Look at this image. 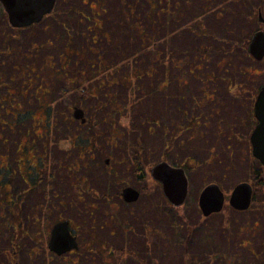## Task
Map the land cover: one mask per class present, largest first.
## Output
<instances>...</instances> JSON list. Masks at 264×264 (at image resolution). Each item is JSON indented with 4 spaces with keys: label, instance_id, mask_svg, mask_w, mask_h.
Returning <instances> with one entry per match:
<instances>
[{
    "label": "rangeland",
    "instance_id": "374dc122",
    "mask_svg": "<svg viewBox=\"0 0 264 264\" xmlns=\"http://www.w3.org/2000/svg\"><path fill=\"white\" fill-rule=\"evenodd\" d=\"M248 3L253 0H227L223 7L218 3L204 11L200 0H189L162 11L145 0H57L55 17L18 31L9 25L0 4V51L10 50L0 53V111L12 109V101L1 97L8 95L3 83L17 88L12 98L35 116L24 119L19 140L34 139L36 155L45 153L52 170L50 179L38 181L37 188L23 197V231H15L11 213L0 208V264H13L3 251L14 246L18 264H113L106 257L109 249L122 248L129 253L114 264H190L186 257L195 245L186 240L191 238L201 251L209 247L202 238L214 235L213 249L222 247V215L203 219L199 196L211 181L229 194L240 176L238 149L233 145L227 150L230 141L217 135L223 127L216 125L221 114H214V104L225 113L233 110L242 116L253 103L245 96L231 101L222 79H247L254 86L264 83V60L253 58L246 49L258 27L257 18H250ZM129 8L144 29L137 28L140 38L149 34L152 25L159 38L148 37L142 43L132 27L125 30L126 22L133 20ZM62 25L66 26L63 35ZM67 41L65 60L60 55ZM33 46L38 47L35 54ZM193 50L205 54L194 56ZM172 53L181 66L171 63ZM62 60L68 62L66 70ZM29 64L35 67L36 82L23 91ZM133 72L137 76L127 80ZM206 78L213 80L204 83ZM215 85L217 103L205 96ZM38 86L49 91L44 93ZM130 103L132 111L127 107ZM79 104L87 124L73 116V106ZM226 114L229 121L231 115ZM192 115L206 119L208 125L190 129ZM47 124L46 133L42 132ZM31 125L33 135L25 130ZM15 142L16 147V134ZM138 153L146 172L140 180L132 162ZM29 158L26 155L27 162ZM161 159L189 168V197L182 208H174L150 175L149 167ZM127 184L146 187L148 192L128 204L120 196ZM62 218L71 220L83 246L55 256L47 243L51 226ZM89 234L103 246L88 240ZM220 255L221 250L209 263L222 264ZM202 258L200 252L197 259Z\"/></svg>",
    "mask_w": 264,
    "mask_h": 264
},
{
    "label": "flooded vegetation",
    "instance_id": "af4514ba",
    "mask_svg": "<svg viewBox=\"0 0 264 264\" xmlns=\"http://www.w3.org/2000/svg\"><path fill=\"white\" fill-rule=\"evenodd\" d=\"M145 1L149 3L152 8L160 6L162 11H165L166 7H168L169 5L177 6V5H180V3L183 1L185 3L189 2V0H145ZM200 1H201V4L203 5L204 11H210L212 9L211 7L212 5H217L219 3L220 6L223 7V5L227 3V0H200ZM245 1H248V0H245ZM248 5L250 6L249 11H251V14L253 13L252 15L253 18H257L258 27L253 32V34L258 30L264 31V20L260 19V16L264 18V0H257V1L253 0V3L252 4L248 3ZM221 7H220V10L222 11ZM49 16L55 17L54 14L50 13V14L45 15V17L40 22L33 23L25 27H13L9 22L8 15L6 14L9 25L16 31L34 27L37 24L41 23L46 17H49ZM126 24L128 27L129 22H126ZM152 29H154L153 25H152ZM65 33H66V26L62 25L61 34L63 35ZM54 34L55 36L57 35V30L54 31ZM252 36H251V39H252ZM251 39L249 40L247 44V48H248V45ZM33 47L35 48V51H33V53L35 54L38 51L37 50L38 47L37 46H33ZM63 48L64 49L60 57L62 56V58L66 60V56L68 54V41L63 44ZM9 51L10 50L0 51V53L5 54V53H8ZM31 55H32V51L28 53L27 56L30 57ZM250 55L254 58L252 54ZM65 60H62L63 62L62 68L64 70H66L68 66V62ZM263 60L264 58L259 61H263ZM46 63L51 64L49 61H46ZM164 63L165 62L163 61V64ZM172 64H174L176 67L181 66L179 61H176V60H174ZM27 66L29 69V73L27 75L26 80H24L23 84L24 85L26 84L25 85L26 87L24 86L23 91L27 90L29 86H33L34 83L36 82V80L34 79L35 75L33 74L35 67L32 64H29ZM152 67L153 66L150 65L149 68H152ZM197 68L199 69L198 65H197ZM194 69H196V66L194 67ZM225 69L228 70L227 64L225 66ZM66 73L67 72L65 71L62 76V77H65V79H66ZM196 76L197 74L195 73V77ZM129 79H131V76L128 75L127 80ZM202 80L205 83L206 80H213V79L206 78ZM222 82H223L222 86L225 87V91L227 92L226 97H229L231 101H236V100L239 101L241 96L242 97L245 96V98L248 97V99H250L253 103L251 109H248L246 111V115L241 116L240 114H235L233 110L231 111L226 110V113L231 115L229 121L225 119V115H227L224 112L225 109L219 108L218 106L214 104V107H217L214 114L215 115L221 114L220 116H217L215 118L216 125H219L221 128L223 127L222 129H219L217 135H224L225 138L228 141H230L227 143V150H230L229 149L231 148L230 146L233 147V145H235L234 148L238 149L237 169L239 171L240 176H239L237 184L241 182H248L252 185L253 190H252L251 204L247 208H236L235 206L231 204L230 196L232 194L233 188L237 185L236 184L232 188L229 194H227L222 189L225 194V200H224L223 208L220 211L213 212L210 215H204L199 206L200 211H201V217L203 219H208L218 214L222 215V226H220V228L222 229V232H223L222 239L224 241V244H222V247L220 248L217 247L214 250L213 248H215L216 244L214 243V240L212 239L214 235H212V236H209L211 238H208V237L202 238L206 241V243L204 244L209 247H205L201 251H198L196 248V244L192 243L193 240L190 238L186 240V242L188 241V245L190 242V245H195V246H194V249L191 250L192 255L188 254L186 259L189 258V260H191L190 264H206L209 262L211 263V261H213V257H215V255L217 254V251L221 250V255L218 256V258H221L222 264H264V164L262 163L260 158L255 155L254 145H253L252 138H251L254 129L260 122L256 114L255 106H256V100H257L258 94L260 90L262 89V87L264 86V83L258 84V86H254L252 83H249L247 79L244 81H239V80L230 78L228 76L223 78ZM3 85L5 86L6 93L8 95L7 96L1 95V97L4 100L12 101V109L11 110L6 109V112L0 111V121H1V129H2V131L0 132V143L3 146V150L1 151L2 153H0V208H4L8 211V213L14 214V212L20 209V198L25 197L27 194H30V192L33 189H36L38 181L41 182L42 180H44V178L50 179L52 177V170L49 167V162L51 161L47 158L45 153L40 156L36 155V152L33 149V145L35 141L34 139H28V141L27 139H25L23 141L24 143H22V141L19 140V133H20V130L22 129L21 125L25 124L24 119L28 115L32 116L33 119L35 116L31 114L30 110L22 109L18 104H16L15 98H12V95H15V93H17V90H15L17 88L14 89L12 87H9V85L5 83H3ZM39 88L40 86H38V89ZM237 88L239 89V91L236 93H232V91H236L234 89H237ZM38 89L35 88L36 91ZM40 90L42 89L40 88ZM216 90H217V85H215L212 90L205 92L206 98L211 99V101L214 103H217V100H218L216 99V95L214 94ZM48 91L49 89L47 87H44V89L42 90V92L44 93H47ZM6 93H3V94H6ZM75 106H80V105H74L73 108ZM7 114H10L11 117L6 116ZM85 116H86V112H85ZM87 123H89L88 118H87V121L82 124H87ZM188 124H189L188 127L190 129L192 128L195 129L197 125H202V124L208 125V122L206 119L201 121V119H199L196 115H192V117H190L189 119ZM47 129L48 128H46V131ZM25 130L28 131L29 133L31 132V135H33L35 132L34 131L35 127L31 125V126L25 127ZM14 133L18 137V144L16 147L14 146L16 145ZM10 135H13V136H10ZM26 146L28 148L27 154L25 152ZM22 147L24 149L23 150L24 153L21 152ZM26 155H29V157L31 158V159L29 158L28 162L26 160ZM231 155L232 153L230 154V157ZM211 156L212 155H210L209 158ZM161 160H165V159H161ZM105 163L106 164L110 163L109 157L106 158ZM156 163H154L152 166L149 167L150 175H151V168ZM144 169H145V163H144L143 169H138L134 171V167H133V171L136 174L137 179L140 180L146 176V172ZM140 172H143V176H140ZM151 177L154 179L152 175ZM20 179L24 183L23 186L20 184L21 182ZM154 180L159 182L156 179ZM211 182H214V181H211ZM159 183L161 184V182ZM128 186L135 187L136 189L139 190L140 196L136 201L128 202L124 199L123 189ZM146 192H148V190H146V187H138L133 184H127L122 188L120 192L121 194L120 196L123 198V200L126 203L133 204L140 199L143 193H146ZM186 202L182 206H174L171 202L170 203L174 206V208L179 209V208H182L186 204ZM65 219L67 218H62L59 220H65ZM55 223H53V225ZM53 225L51 226L50 237L47 243L48 249L51 251L52 255L62 256L68 253L77 252L82 248L83 244L80 242L79 234L73 231L72 223L70 220L71 230L73 234L76 235L77 237L79 248L72 249L71 251L64 253L62 255H59L53 250H51L49 247V241L51 238V230H52ZM13 226L15 225L13 224ZM193 227L194 226H192V229ZM93 239L99 241V246L102 244V241H100L98 238H96L92 234H89L88 240H93ZM186 242L184 243L185 246H187ZM85 246H88V244L85 243ZM200 252H201V256L203 257L202 258L203 260L197 259V256L200 254ZM127 253L129 252L124 248L120 249L119 251H114L113 249H109V253L106 255V257L110 259V262L114 264V263H119L120 261H122L126 257Z\"/></svg>",
    "mask_w": 264,
    "mask_h": 264
},
{
    "label": "water",
    "instance_id": "95a60500",
    "mask_svg": "<svg viewBox=\"0 0 264 264\" xmlns=\"http://www.w3.org/2000/svg\"><path fill=\"white\" fill-rule=\"evenodd\" d=\"M56 2L57 0H0L13 27H25L40 22L45 15L54 10ZM260 19L264 20L262 16ZM247 50L258 60L264 58L263 30H258L253 34ZM255 107L260 122L251 138L254 153L264 164V86L258 94ZM73 115L82 123L87 121L85 111L80 106L74 107ZM151 175L161 182L165 196L174 206H182L186 202L190 191V179L185 167L161 160L151 168ZM140 176H143V172H140ZM252 190L250 183H238L230 196L231 204L236 208H247L251 204ZM139 196L140 192L135 187L128 186L123 189V197L128 202L136 201ZM224 200L225 194L221 186L217 182H210L200 192L199 206L204 215H210L223 208ZM49 247L59 255L79 248L69 219L59 220L53 225Z\"/></svg>",
    "mask_w": 264,
    "mask_h": 264
},
{
    "label": "trees",
    "instance_id": "16d2710c",
    "mask_svg": "<svg viewBox=\"0 0 264 264\" xmlns=\"http://www.w3.org/2000/svg\"><path fill=\"white\" fill-rule=\"evenodd\" d=\"M57 4V3H56ZM130 9V8H129ZM128 9V10H129ZM55 10H56V7H55V9H54V11H53V13L52 14H55L54 12H55ZM131 10V13H130V15L132 16V21L130 22V24H129V26L127 27V24H126V27H125V30H129L131 27V30L132 31H134V33L140 38V36H139V33H138V31H137V28H138V26L139 27H141V29L144 31V29H143V27L141 26V25H139L138 24V19H137V17H136V15H134V13H133V9L131 8L130 9ZM129 10V11H130ZM253 12V11H252ZM253 13L251 14V16H250V18H253ZM254 15H255V13H254ZM157 31V27H155L154 26V29H150V32H149V34H147V33H145L146 34V36H145V38L143 37L142 39H144V40H142L141 38H140V40H142V43L149 37V38H159V36H158V34L156 35V34H153L154 32H156ZM168 36V32H166L165 33V35H164V37H167ZM163 37V38H164ZM248 42H249V40H248ZM248 42H247V44H248ZM147 48V46L145 47V49ZM173 54V59H172V61H171V63L175 60V57H174V53H172ZM193 54H194V56H197L198 54H205V52L204 51H199V50H193ZM206 58V57H205ZM201 63H198L197 65H198V67H199V65H200ZM132 75L133 76H137V74H134V72L133 73H130V75L129 76H131V78H132ZM166 78H168L166 75H165V79H164V81H163V84L164 85H167V82H168V80L166 79ZM80 105V104H79ZM127 107H128V109L130 110V111H132V107H133V103H130L129 105H127ZM132 108V109H131ZM47 119V118H46ZM32 124H36V123H32ZM189 125V124H188ZM49 126H48V124H47V126L45 125V127H44V130L42 131V132H44V131H46V128H48ZM41 132V133H42ZM43 134V133H42ZM25 149H27V146L25 147ZM144 160H143V156H142V154L141 153H138V155L137 156H135V157H133L132 158V162H133V167H134V171H136V170H138V169H143L144 168V162H143ZM175 164H177V163H175ZM178 165H183L184 167H186V169H187V172H188V174H189V168L186 166V165H184V164H178ZM22 200H23V197H21L20 198V209L18 210V211H16V212H14V214H11V219H9V221H10V225H12V227L15 229V231H23L24 229H25V227H24V223L22 222V218H21V212H22V207H21V204H22ZM13 224L15 225V226H13ZM15 238H14V240L17 238V236H18V234H16L15 233ZM16 244V243H15ZM100 246H103L102 244L100 245ZM15 246L13 247V249L12 250H10L9 248H4V251L3 252H5V257L7 258V255H8V258H10V261H12V263L13 264H18L17 263V261L14 259L15 258V255H16V250H15ZM12 258V259H11Z\"/></svg>",
    "mask_w": 264,
    "mask_h": 264
}]
</instances>
